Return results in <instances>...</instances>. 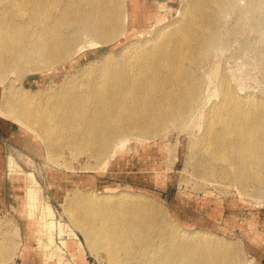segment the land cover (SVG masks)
Listing matches in <instances>:
<instances>
[{
	"label": "bare ground",
	"instance_id": "obj_1",
	"mask_svg": "<svg viewBox=\"0 0 264 264\" xmlns=\"http://www.w3.org/2000/svg\"><path fill=\"white\" fill-rule=\"evenodd\" d=\"M186 1L183 12L179 11L181 19L165 23L148 40L133 43L125 57H105L100 65L88 64L81 70L82 81L70 77L57 92L41 100L27 92L21 98L12 93L6 96L0 103V128L21 144L32 139L28 133L34 134L50 157L64 145L79 154L88 153L105 169L111 157L137 139H147L165 124L182 121L185 109L197 102L199 87L191 64L205 54V43L212 35L211 8L230 2ZM172 3L0 0V83L8 73L21 72L30 60L51 67L49 70L61 63L54 72L58 77L88 58L98 57L102 52L98 44L108 46L120 37L141 36L157 21L166 20L154 11L166 9L169 13ZM83 40L88 50L74 59V49ZM5 119L21 129L12 132ZM197 144L201 157L198 175L211 178L223 169L240 183L264 184V103L235 98L224 88L220 102L210 109ZM8 168L10 196L20 203L25 220H32L39 187L31 174L17 171L11 159ZM123 196L101 199L75 193L63 198L69 225L58 224V235L66 233L67 239L60 238L65 251H78L74 264H87L74 230L83 235L90 251L104 253L106 264H130L142 252H146L148 264H238L232 246L203 238L182 239L174 230L158 225L153 205L132 200L135 195ZM42 208L45 220L34 226L38 236L35 258L52 264L57 257L63 264L62 249L53 245L52 209L48 204ZM25 227L29 228L28 224ZM5 252L6 246L0 244V258ZM23 252L28 254L25 249Z\"/></svg>",
	"mask_w": 264,
	"mask_h": 264
},
{
	"label": "rangeland",
	"instance_id": "obj_2",
	"mask_svg": "<svg viewBox=\"0 0 264 264\" xmlns=\"http://www.w3.org/2000/svg\"><path fill=\"white\" fill-rule=\"evenodd\" d=\"M172 2L169 13L166 9L154 11L166 20L146 28L141 36L120 37L108 46L98 44L97 47L102 49L98 57H90L68 72H61L58 77L54 72L62 67L61 63L49 70L51 67L42 63L27 61L21 72L8 73L1 81L0 103L11 93L16 98H21L24 92L35 95L36 100L50 97L70 77L82 81L81 70L88 64L100 65L105 57H125L133 43L148 40L165 23L182 18L181 12L187 1ZM209 15L212 35L205 43V54L198 55L191 64L199 87L197 102L185 109L182 121L165 124L147 139H137L111 157L105 169H101L88 153L79 154L64 145L50 157L45 144L34 134L28 133L32 139L21 144L0 128L3 163L0 169V244L6 246V252L0 258L2 264H45L34 255L38 238L34 235V226L37 221L45 220L42 212L45 204L53 213V245L62 249L63 264H74L79 253L76 248L65 251L61 247L60 238L67 239V236L65 232L61 237L58 235V224L69 225L66 204L62 200L75 193L101 199L115 194H124L123 198L126 194L135 195L132 200L155 207L152 210L160 227L174 230L182 239L203 238L228 244L235 250L238 264L250 261L264 264V184L240 183L234 174L223 169L211 178L197 173L201 160L197 142L204 133L210 109L221 100L223 89L228 88L235 98L264 103V0L226 1L222 8L213 6ZM86 45L83 40L75 47L74 59L88 50ZM30 80L41 82L31 84ZM5 122L12 132L21 129L11 119H5ZM9 159L17 171L31 174L39 187V202L32 220H25L20 203L10 196ZM74 233L83 247V261L106 264L102 251H90L83 235L78 230ZM24 249L28 254H24ZM146 258V252H142L131 259L130 264H148ZM60 262L57 257L52 260V264Z\"/></svg>",
	"mask_w": 264,
	"mask_h": 264
}]
</instances>
